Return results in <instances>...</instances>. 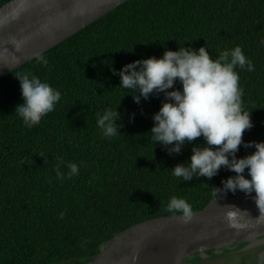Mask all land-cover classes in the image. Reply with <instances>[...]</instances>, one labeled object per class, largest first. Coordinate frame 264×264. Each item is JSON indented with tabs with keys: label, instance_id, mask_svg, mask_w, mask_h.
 Segmentation results:
<instances>
[{
	"label": "trees",
	"instance_id": "obj_1",
	"mask_svg": "<svg viewBox=\"0 0 264 264\" xmlns=\"http://www.w3.org/2000/svg\"><path fill=\"white\" fill-rule=\"evenodd\" d=\"M262 39L264 0H126L44 52L47 63L33 58L1 76L0 264H90L119 232L178 214L167 211L173 196L198 211L220 190L227 197L241 193L224 189L222 181L233 176L226 167L211 178L174 177L172 168L188 162L202 137L179 153L155 146L147 132L163 93L141 97L138 105L112 69L118 73L127 63L179 46H205L215 58L239 45L255 69H235L253 124L243 140L257 141L264 134ZM22 71L37 73L61 92L54 110L31 126L14 111L22 100L15 75ZM107 107H116L122 125L111 138L96 126V114ZM250 149L239 146L237 157ZM58 160L65 162L62 173L72 162L78 174L58 180Z\"/></svg>",
	"mask_w": 264,
	"mask_h": 264
},
{
	"label": "clouds",
	"instance_id": "obj_2",
	"mask_svg": "<svg viewBox=\"0 0 264 264\" xmlns=\"http://www.w3.org/2000/svg\"><path fill=\"white\" fill-rule=\"evenodd\" d=\"M13 43L19 49L22 41L14 40ZM259 43L264 46V39ZM32 53L41 63L48 62L42 49L33 48ZM236 68L248 72L255 70L253 62L239 45L220 51L215 58L205 46L198 49L179 46L177 50L166 49L161 57L134 60L123 65L118 73L116 69L112 72L119 75V86L129 90L127 94L132 95L138 105L141 97L147 100L150 95L163 93L165 99L159 110L153 113V124L147 132L155 146L165 147L169 154L179 153L183 145L202 137V145L193 144L188 162L172 168L174 177L185 181L194 175L211 178L221 167H226L235 175L222 181L224 189L245 194L254 191L259 216H264V141L243 140V133L253 124L251 112L242 107L243 90L239 86ZM15 76L22 100L15 104L14 111L23 123L31 126L54 110L61 92L35 72L22 71ZM177 81L180 88L175 87ZM96 116V126L103 137L111 138L120 133L118 129L122 125L116 123L120 117L116 107H107ZM134 118L135 113H130L129 120ZM241 145L254 150L237 157ZM64 163L58 160L56 165V176L61 181L65 175L71 178L78 174V166L72 162L65 164L68 172L62 173L60 165ZM167 211L180 214L185 223L193 216L191 205L177 196L170 198ZM239 212L235 208L226 212L230 226L243 227L237 223ZM136 258L133 255V261Z\"/></svg>",
	"mask_w": 264,
	"mask_h": 264
},
{
	"label": "water",
	"instance_id": "obj_3",
	"mask_svg": "<svg viewBox=\"0 0 264 264\" xmlns=\"http://www.w3.org/2000/svg\"><path fill=\"white\" fill-rule=\"evenodd\" d=\"M125 1H7L0 6V77L35 58L33 48L46 52ZM14 40L22 41L19 49ZM254 197V191L227 197L220 190L187 223L175 214L132 225L109 239L90 264H187L189 257L205 258L240 243L242 249L264 245V216ZM229 208L241 211L237 223L243 227L229 225Z\"/></svg>",
	"mask_w": 264,
	"mask_h": 264
},
{
	"label": "flooded vegetation",
	"instance_id": "obj_4",
	"mask_svg": "<svg viewBox=\"0 0 264 264\" xmlns=\"http://www.w3.org/2000/svg\"><path fill=\"white\" fill-rule=\"evenodd\" d=\"M240 244L232 250H223L219 254L211 252L205 258L189 257L186 262L187 264H247L248 262L250 264H264V245L242 249L245 243Z\"/></svg>",
	"mask_w": 264,
	"mask_h": 264
},
{
	"label": "rangeland",
	"instance_id": "obj_5",
	"mask_svg": "<svg viewBox=\"0 0 264 264\" xmlns=\"http://www.w3.org/2000/svg\"><path fill=\"white\" fill-rule=\"evenodd\" d=\"M257 141H264V134L257 140ZM250 150H254V148H251ZM248 153V152H247ZM247 153H245V155H247ZM245 155H243V156H245ZM242 156V157H243ZM245 176H247V170H245ZM235 175V173L233 172V176ZM247 264H250L249 262L247 263Z\"/></svg>",
	"mask_w": 264,
	"mask_h": 264
}]
</instances>
